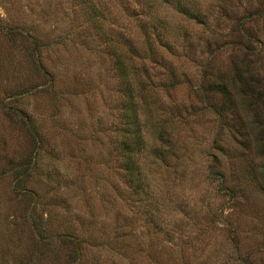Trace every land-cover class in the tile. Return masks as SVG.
I'll return each instance as SVG.
<instances>
[{
    "label": "rangeland",
    "instance_id": "1",
    "mask_svg": "<svg viewBox=\"0 0 264 264\" xmlns=\"http://www.w3.org/2000/svg\"><path fill=\"white\" fill-rule=\"evenodd\" d=\"M0 264H264V0H0Z\"/></svg>",
    "mask_w": 264,
    "mask_h": 264
}]
</instances>
